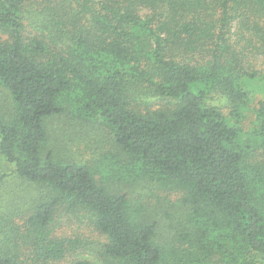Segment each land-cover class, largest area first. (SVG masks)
Segmentation results:
<instances>
[{"label": "trees", "instance_id": "trees-1", "mask_svg": "<svg viewBox=\"0 0 264 264\" xmlns=\"http://www.w3.org/2000/svg\"><path fill=\"white\" fill-rule=\"evenodd\" d=\"M257 79L264 0H0V154L47 191L0 201V264H95L57 235L82 213L108 264H264V102L261 137L238 125ZM62 116L109 130L121 181L181 195L170 248L130 193L54 154Z\"/></svg>", "mask_w": 264, "mask_h": 264}, {"label": "rangeland", "instance_id": "rangeland-1", "mask_svg": "<svg viewBox=\"0 0 264 264\" xmlns=\"http://www.w3.org/2000/svg\"><path fill=\"white\" fill-rule=\"evenodd\" d=\"M142 13L146 15L148 11L143 10ZM248 89L251 91L250 102L242 109L243 117L238 125L245 129L244 132L248 136L261 137L262 125L256 115L261 107L260 102H264V81L252 80ZM0 92L2 94L0 104H4V110L0 111L2 117L8 114L7 110L11 109L13 104L4 90ZM49 131L50 145L58 158L62 161L76 159L87 163L92 167L96 179L108 189L130 193L134 206L140 208L143 213L149 212L152 219L159 224L158 241L163 246L171 247L175 229L186 220L190 212L181 195L157 191L145 180L134 184L121 181L119 176L121 173L118 175L116 165L118 151L113 147V136L100 124L75 123L68 116H62L50 121ZM254 146L258 147L255 141ZM260 147L262 146L259 145L258 150L261 152L263 150ZM114 155L115 160H113ZM13 171L14 166L0 154V177L9 175L3 183H0V201L7 202L22 198H27L29 201L45 195L43 192L47 191L44 188L23 181ZM172 225H175V229ZM56 230L57 235L73 240V249L76 253L83 254L95 264H108L104 254L107 237L95 229L89 215L82 213L65 216L58 223Z\"/></svg>", "mask_w": 264, "mask_h": 264}]
</instances>
